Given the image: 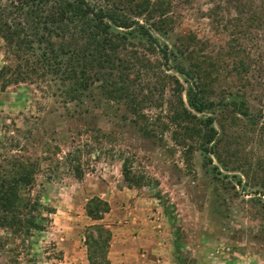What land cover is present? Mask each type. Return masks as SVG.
I'll list each match as a JSON object with an SVG mask.
<instances>
[{
    "label": "rangeland",
    "instance_id": "374dc122",
    "mask_svg": "<svg viewBox=\"0 0 264 264\" xmlns=\"http://www.w3.org/2000/svg\"><path fill=\"white\" fill-rule=\"evenodd\" d=\"M141 1L87 0L102 9L115 3L146 22L167 52L165 60L137 33L112 28L125 37L117 51L129 63L131 103L111 90L107 67L72 99L64 93L70 82L54 73L0 90V173L32 164L27 194L42 225L27 233L0 227V264H88L84 240L96 225L109 231L106 264H264V85L241 89L248 64L264 69V26L246 33L245 21L264 0H164L156 26ZM6 5L0 0V9ZM172 54L190 74L201 67L204 100H245L255 122L229 108L191 109L186 92L195 86L175 71ZM9 62L0 37V66ZM178 100L191 123L169 121L181 112ZM206 116L216 134L203 150L196 120ZM124 159L147 184L126 185ZM94 196L108 204L100 219L84 210Z\"/></svg>",
    "mask_w": 264,
    "mask_h": 264
},
{
    "label": "trees",
    "instance_id": "16d2710c",
    "mask_svg": "<svg viewBox=\"0 0 264 264\" xmlns=\"http://www.w3.org/2000/svg\"><path fill=\"white\" fill-rule=\"evenodd\" d=\"M8 1L9 6L6 5L4 9H0V37L4 42L5 54L10 55V62L0 66V90L5 89L10 83L30 80L35 73L43 77L47 73H54L60 76L62 83L70 82L64 93L72 99L77 97V87H86L88 83L97 80V72L107 67L110 69L106 73L110 78L109 87L120 97L128 98L131 103L134 100L129 99L131 95L129 87L125 84L124 71L129 63L117 51L119 43L125 37L118 32H112V28L137 33L147 45L152 47L154 44L162 58L167 59L165 48L157 44L146 22H139L138 19L126 15L121 6L115 3L112 7L102 9L90 6L87 0ZM136 6L147 15L157 16V19L148 25L156 26L163 23L166 15L164 0H143ZM136 14H140V10H137ZM247 14L246 33L249 29L251 31L255 23L257 27L264 26V4L261 5L259 13L251 10ZM66 37L68 41L64 39ZM53 38H57L58 42L56 43ZM28 55L33 56V64L25 58ZM172 57L175 61L173 66L175 71L183 75L184 79L191 78L195 86L186 92V103L191 109L201 113L215 107L229 108L250 122H255L245 100L237 101L234 98L225 99L224 97L218 100H204L201 94L204 88L202 82L204 74L201 67L198 63L194 64L190 74L173 54ZM112 69L117 70L115 79L110 76ZM243 72L247 76L241 86L242 90L244 86L255 90V87L264 85L262 67L255 64L251 67L248 64ZM167 77L178 91L180 85L177 79L172 75ZM178 104L181 106V112L171 113L169 116L171 123L181 125L183 122L187 124L192 122L191 119H196L182 107L180 100ZM134 105L132 103V108ZM212 121L211 116L196 120V124L198 123L196 134L200 138L199 145L203 150L208 149L209 143L216 134ZM13 166L15 168L10 172L0 173V227L23 233L29 232L30 229H41L42 225L36 221L34 214L38 203L31 200L27 194L33 180L32 164L17 162ZM120 172L128 186L139 187L148 182L143 175L133 173L125 159L121 162ZM80 175V172L76 173V177ZM84 210L89 218L100 219L102 214L107 212L108 204L94 196L86 201ZM95 229L96 234L89 233L84 240L88 252L87 262L88 264H106L104 255L109 231L102 225H96Z\"/></svg>",
    "mask_w": 264,
    "mask_h": 264
},
{
    "label": "crops",
    "instance_id": "0c3cea01",
    "mask_svg": "<svg viewBox=\"0 0 264 264\" xmlns=\"http://www.w3.org/2000/svg\"><path fill=\"white\" fill-rule=\"evenodd\" d=\"M68 244H70V243H68ZM60 245H61L60 248L62 247L63 249H65V247L63 246V245H65V244L62 245V243H60ZM71 248H72V250L75 249L74 244H72V247H71ZM65 253H66V251H65Z\"/></svg>",
    "mask_w": 264,
    "mask_h": 264
}]
</instances>
